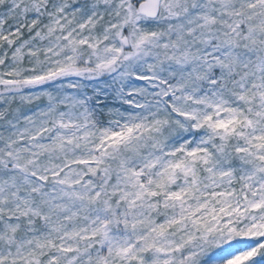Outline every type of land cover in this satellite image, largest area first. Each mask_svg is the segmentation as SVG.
<instances>
[{"label": "snow or ice", "instance_id": "6c2138e0", "mask_svg": "<svg viewBox=\"0 0 264 264\" xmlns=\"http://www.w3.org/2000/svg\"><path fill=\"white\" fill-rule=\"evenodd\" d=\"M0 264H264V0H0Z\"/></svg>", "mask_w": 264, "mask_h": 264}]
</instances>
